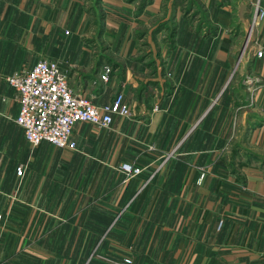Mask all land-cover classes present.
<instances>
[{"label":"crops","instance_id":"crops-1","mask_svg":"<svg viewBox=\"0 0 264 264\" xmlns=\"http://www.w3.org/2000/svg\"><path fill=\"white\" fill-rule=\"evenodd\" d=\"M90 3L0 0V264H264V0ZM170 17L148 66L133 34ZM40 59L130 116L29 148L5 78Z\"/></svg>","mask_w":264,"mask_h":264},{"label":"built area","instance_id":"built-area-1","mask_svg":"<svg viewBox=\"0 0 264 264\" xmlns=\"http://www.w3.org/2000/svg\"><path fill=\"white\" fill-rule=\"evenodd\" d=\"M256 16L253 15L251 25L255 26ZM260 54L256 52L257 57ZM111 72L109 66H102L98 80L107 82ZM5 81L15 91L18 114L14 123L21 129L29 148L46 143L55 149L73 150L75 146L70 138L76 123L106 129L113 116L127 118L131 114L128 106L122 104L121 95L114 96L104 106H93L89 98L72 90L56 64L43 59L30 70L7 77ZM120 170L127 177L140 172L128 164H122ZM15 174L21 176L22 168H16ZM123 264H130V260L124 259Z\"/></svg>","mask_w":264,"mask_h":264},{"label":"rangeland","instance_id":"rangeland-1","mask_svg":"<svg viewBox=\"0 0 264 264\" xmlns=\"http://www.w3.org/2000/svg\"><path fill=\"white\" fill-rule=\"evenodd\" d=\"M133 1V0H132ZM135 1H138L140 2V6L142 7L143 5H147L150 0H135ZM96 2H98V0H91V3H90V6L93 7V15H94V18H95V22H96V26L97 28L100 26L99 24L101 23V9L97 6ZM167 4H164V6H166ZM188 4H184V2H180L179 4V11L180 13L183 15L184 12H186V9H187V6ZM141 7L140 9L138 10H141ZM195 13L191 12L190 13V17L191 18H194V19H198L200 22L203 20V14L201 13V11L196 8L194 9ZM198 16V17H197ZM252 21L248 22V25H247V28H246V36L245 38L247 37L248 33L250 32L251 28L253 25H251ZM198 25H199V22H198ZM95 26V27H96ZM151 28H140V29H137L136 32H134L133 36L134 38L137 40L136 41V47H137V50L138 52L140 53V57L139 59L140 60H145L144 62H147L146 64L148 66L154 64V61H150V58L149 57V54H148V50H151V51H155L154 49H156V47H158V49L162 48H167L170 44V36H169V32L172 28V22H171V17L169 20L165 21V22H161V23H157V24H152V26H149ZM149 31V32H148ZM103 44H99L97 45V47L100 49L102 48ZM105 46V45H103ZM104 48V47H103ZM157 60V59H156ZM49 146V145H48ZM51 147V146H50Z\"/></svg>","mask_w":264,"mask_h":264},{"label":"trees","instance_id":"trees-1","mask_svg":"<svg viewBox=\"0 0 264 264\" xmlns=\"http://www.w3.org/2000/svg\"><path fill=\"white\" fill-rule=\"evenodd\" d=\"M172 35H173V28H171V30H170V32H169V36H170V38L172 37Z\"/></svg>","mask_w":264,"mask_h":264}]
</instances>
